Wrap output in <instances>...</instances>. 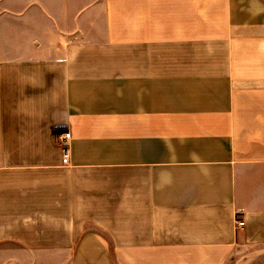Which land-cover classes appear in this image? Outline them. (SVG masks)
Masks as SVG:
<instances>
[{
    "label": "crops",
    "instance_id": "crops-1",
    "mask_svg": "<svg viewBox=\"0 0 264 264\" xmlns=\"http://www.w3.org/2000/svg\"><path fill=\"white\" fill-rule=\"evenodd\" d=\"M0 264H264V0H0Z\"/></svg>",
    "mask_w": 264,
    "mask_h": 264
},
{
    "label": "built area",
    "instance_id": "built-area-1",
    "mask_svg": "<svg viewBox=\"0 0 264 264\" xmlns=\"http://www.w3.org/2000/svg\"><path fill=\"white\" fill-rule=\"evenodd\" d=\"M69 139L70 132L68 130H62L57 134V140L59 142V145L61 146L62 158L64 162H67L69 157ZM243 223L244 221L242 219H235V225L237 227L242 226Z\"/></svg>",
    "mask_w": 264,
    "mask_h": 264
}]
</instances>
